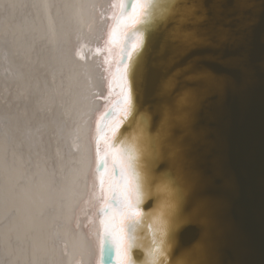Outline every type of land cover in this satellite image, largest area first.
<instances>
[{
  "label": "bare ground",
  "instance_id": "6f19581e",
  "mask_svg": "<svg viewBox=\"0 0 264 264\" xmlns=\"http://www.w3.org/2000/svg\"><path fill=\"white\" fill-rule=\"evenodd\" d=\"M118 2L0 0V264H99L112 179L100 187L97 122L122 95L132 25L112 42ZM107 220L119 239L120 216Z\"/></svg>",
  "mask_w": 264,
  "mask_h": 264
},
{
  "label": "water",
  "instance_id": "95a60500",
  "mask_svg": "<svg viewBox=\"0 0 264 264\" xmlns=\"http://www.w3.org/2000/svg\"><path fill=\"white\" fill-rule=\"evenodd\" d=\"M127 2L132 4V0ZM118 3L114 23L121 0ZM202 4L223 5L212 11L231 23L225 25L223 39L213 37L211 43L194 50L198 76L188 84L192 94L179 97V88L165 86L169 74L175 71V66L167 65L159 55L166 40L165 28L172 27L169 17L185 13V6ZM157 5L160 7L152 9L147 24H132L126 31L135 28L152 35L146 38L149 55L142 94L137 99L133 85V115L121 125L115 143L120 148L123 137L135 127L138 146L144 150L145 159L153 161L154 176L175 174L181 159L186 164L179 207L171 208L167 188H158L153 181L141 211L145 219L152 215L170 231L167 264H264V0H157ZM192 15H199V9ZM167 109L169 135L161 139L157 154V146L148 143L141 130L157 136ZM139 113L150 117L146 126L133 125ZM113 139L112 132L108 155L100 153L95 166L99 178L111 174L110 196L102 208L111 206L108 217L113 212L119 215V201L113 197L122 191ZM191 144L196 149L188 153ZM100 158H105L104 165ZM98 165L106 171H98ZM137 236L143 241L148 236L147 227L140 226ZM119 245L120 239L113 232L107 237L103 229L99 264H120ZM131 257L137 264L147 260L140 247L132 249Z\"/></svg>",
  "mask_w": 264,
  "mask_h": 264
},
{
  "label": "snow or ice",
  "instance_id": "6c2138e0",
  "mask_svg": "<svg viewBox=\"0 0 264 264\" xmlns=\"http://www.w3.org/2000/svg\"><path fill=\"white\" fill-rule=\"evenodd\" d=\"M154 7H160L157 5V0H132L131 5L128 4L127 0H121L120 12L111 33L112 42L115 43L119 39L118 31L125 19H130L133 25L147 24ZM213 7H223V5L185 6L183 15L169 17L172 27L165 28L166 40L159 55L164 58L167 65L175 66V71L169 74L165 86L167 88H179V97L192 94L193 89L189 88L188 84L194 82L198 76V59L193 55L194 50L211 43L213 37L223 39L225 36L223 29L225 25L231 23L230 20L216 15L212 11ZM197 8L199 15L193 16L192 13ZM186 25L192 27L189 28ZM151 35L152 32L148 30L138 31L135 28L125 34V44L121 49L120 61L115 74L116 78L122 82L120 84L122 95L114 102L112 108L100 116L97 122V129L100 133L97 140V156L99 157V142L107 138L111 126L114 138L112 148L119 167L118 176L122 191L113 199L119 201V216L123 229V234L119 239L120 243L123 244L126 259L121 260L120 264H137L131 257V251L135 247H140L146 252L147 260L143 264H167V250L171 245L170 231L158 218H154L152 215L145 219V213L141 211L142 204L150 194L151 182L156 181L158 188L160 185L167 188L171 208H178L183 199V189L180 185L184 182L183 168L186 164L184 159L178 162L175 174L164 173L160 176H154L152 174L153 161L145 159L144 150L138 146L135 127L132 133L123 137L120 148H117L115 143V136L121 125L133 115V85H135L137 99L142 94L146 58L149 55L146 38ZM178 61L182 62L177 66ZM181 79L184 83H181ZM169 113L170 109H167L165 118L161 122V132L157 136L152 137L148 135L146 129L141 130L146 141L157 146V154L161 139L167 138L169 135ZM117 115H120L121 119H115ZM176 119H182V117L177 116ZM149 120L150 117L146 113H139L133 120V125L143 123L146 126ZM129 137H131V141ZM195 149L196 145L191 144L187 147L186 152L191 153ZM105 163V158H100V164L104 165ZM97 170L102 173L106 171V169H101L100 165H98ZM99 182L100 187L103 188V174ZM113 191L115 192V187H113ZM101 211L105 217L101 221L104 225V233L110 237L112 229L107 217L111 211V206ZM142 225L148 229V236L143 241L137 236V230ZM115 242L114 240L113 243Z\"/></svg>",
  "mask_w": 264,
  "mask_h": 264
}]
</instances>
